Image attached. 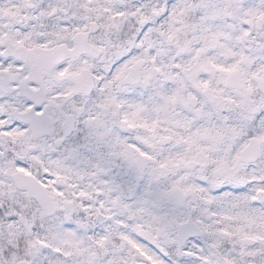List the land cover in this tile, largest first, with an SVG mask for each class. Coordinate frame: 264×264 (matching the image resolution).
<instances>
[{
  "label": "snow or ice",
  "instance_id": "snow-or-ice-1",
  "mask_svg": "<svg viewBox=\"0 0 264 264\" xmlns=\"http://www.w3.org/2000/svg\"><path fill=\"white\" fill-rule=\"evenodd\" d=\"M0 264H264V0H0Z\"/></svg>",
  "mask_w": 264,
  "mask_h": 264
}]
</instances>
